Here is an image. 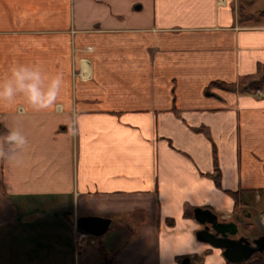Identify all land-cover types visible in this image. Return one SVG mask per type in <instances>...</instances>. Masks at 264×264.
Wrapping results in <instances>:
<instances>
[{
  "label": "crops",
  "instance_id": "crops-1",
  "mask_svg": "<svg viewBox=\"0 0 264 264\" xmlns=\"http://www.w3.org/2000/svg\"><path fill=\"white\" fill-rule=\"evenodd\" d=\"M262 11L0 0V81L17 64L64 79L53 109L0 104L29 142L23 167L0 161V264H231L197 239L199 209L264 234V96L212 84L264 64ZM81 217L110 225L75 249Z\"/></svg>",
  "mask_w": 264,
  "mask_h": 264
},
{
  "label": "clouds",
  "instance_id": "clouds-1",
  "mask_svg": "<svg viewBox=\"0 0 264 264\" xmlns=\"http://www.w3.org/2000/svg\"><path fill=\"white\" fill-rule=\"evenodd\" d=\"M64 84L62 73L49 75L40 64H17L11 67L10 76L0 81V104L16 105L22 97L34 111L53 109ZM28 139L19 129H9L0 136V161L13 167H23Z\"/></svg>",
  "mask_w": 264,
  "mask_h": 264
},
{
  "label": "water",
  "instance_id": "water-1",
  "mask_svg": "<svg viewBox=\"0 0 264 264\" xmlns=\"http://www.w3.org/2000/svg\"><path fill=\"white\" fill-rule=\"evenodd\" d=\"M195 219L203 226V228L196 233V237L200 241L207 242L212 247L221 250L223 258L231 264H236L247 260L253 253L255 248L249 246L246 239L231 238L229 234L233 235L236 232V225L234 222H228L225 218H219L209 211L196 210ZM110 225V220L101 217H81L77 221V227L85 233L97 237L101 236ZM229 228L233 231L229 233ZM255 245L261 243V248L258 252H264V237H260L253 241ZM181 264H190L186 258Z\"/></svg>",
  "mask_w": 264,
  "mask_h": 264
},
{
  "label": "trees",
  "instance_id": "trees-1",
  "mask_svg": "<svg viewBox=\"0 0 264 264\" xmlns=\"http://www.w3.org/2000/svg\"><path fill=\"white\" fill-rule=\"evenodd\" d=\"M241 17L244 19L243 22L251 21L253 15L247 13L244 10H240ZM259 15L264 17V11L260 12ZM213 85H219L220 87L238 92V93H245V92H254L258 89H264V64H259L257 70L254 74L247 75L242 77L236 84H224V83H212ZM6 131L3 127H0V136L4 135ZM244 264V263H239ZM245 264H264V258H259L257 260L247 262Z\"/></svg>",
  "mask_w": 264,
  "mask_h": 264
},
{
  "label": "flooded vegetation",
  "instance_id": "flooded-vegetation-1",
  "mask_svg": "<svg viewBox=\"0 0 264 264\" xmlns=\"http://www.w3.org/2000/svg\"><path fill=\"white\" fill-rule=\"evenodd\" d=\"M229 233H231L232 231H233V228H229ZM229 236L231 237V238H235V239H246L248 242H249V246H251V248H255V253H253L247 260H245V261H242V262H239V263H249V262H251V261H254V260H257V259H259V258H264V252H258V250L261 248V243H259V244H257V245H255L254 243H253V241L254 240H256V239H258V238H260V237H264V234H261L259 237H257L256 239H249V238H247V237H245V236H243V235H240L239 233H238V231H237V228H236V232H235V234H233V235H231V234H229ZM239 263H236V264H239Z\"/></svg>",
  "mask_w": 264,
  "mask_h": 264
},
{
  "label": "built area",
  "instance_id": "built-area-1",
  "mask_svg": "<svg viewBox=\"0 0 264 264\" xmlns=\"http://www.w3.org/2000/svg\"><path fill=\"white\" fill-rule=\"evenodd\" d=\"M255 93L259 96L260 95L264 96V91L256 90ZM88 240H89V236L86 233L75 228L74 235H73V243H74L75 249H78L79 247H81L83 243L87 242Z\"/></svg>",
  "mask_w": 264,
  "mask_h": 264
},
{
  "label": "rangeland",
  "instance_id": "rangeland-1",
  "mask_svg": "<svg viewBox=\"0 0 264 264\" xmlns=\"http://www.w3.org/2000/svg\"><path fill=\"white\" fill-rule=\"evenodd\" d=\"M258 206H259V207H264V201H262L261 204L258 205ZM258 206H257V207H258ZM236 228H237V227H236ZM237 231H238V233H239L240 235H243V236L249 238L250 240H251V239H256L257 237H259V229H258L256 226H253V225H251V227H250V231H249V232L244 231L241 225H240L239 230L237 229ZM188 260H189V258H188ZM189 261H190V260H189ZM189 263H190V262H189ZM190 264H191V263H190Z\"/></svg>",
  "mask_w": 264,
  "mask_h": 264
}]
</instances>
